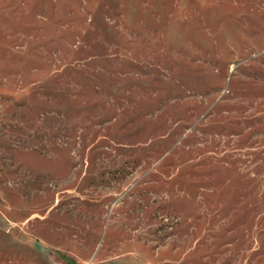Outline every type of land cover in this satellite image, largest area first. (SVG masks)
Instances as JSON below:
<instances>
[{"label": "rangeland", "instance_id": "obj_1", "mask_svg": "<svg viewBox=\"0 0 264 264\" xmlns=\"http://www.w3.org/2000/svg\"><path fill=\"white\" fill-rule=\"evenodd\" d=\"M0 264H264V0H0Z\"/></svg>", "mask_w": 264, "mask_h": 264}]
</instances>
